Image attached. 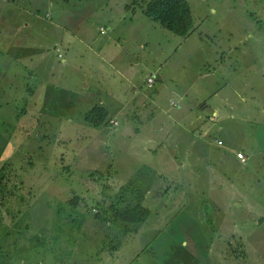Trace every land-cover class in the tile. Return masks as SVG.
I'll return each instance as SVG.
<instances>
[{
	"label": "rangeland",
	"instance_id": "obj_1",
	"mask_svg": "<svg viewBox=\"0 0 264 264\" xmlns=\"http://www.w3.org/2000/svg\"><path fill=\"white\" fill-rule=\"evenodd\" d=\"M150 1L0 0V264H264V0Z\"/></svg>",
	"mask_w": 264,
	"mask_h": 264
},
{
	"label": "trees",
	"instance_id": "obj_2",
	"mask_svg": "<svg viewBox=\"0 0 264 264\" xmlns=\"http://www.w3.org/2000/svg\"><path fill=\"white\" fill-rule=\"evenodd\" d=\"M143 12L176 36L188 37L194 31V18L188 0H151ZM109 115L107 109L95 106L86 114L85 119L94 127H99L108 122ZM141 200L138 197L134 205L116 211L113 219L125 225L145 224L152 211L143 206Z\"/></svg>",
	"mask_w": 264,
	"mask_h": 264
},
{
	"label": "built area",
	"instance_id": "obj_3",
	"mask_svg": "<svg viewBox=\"0 0 264 264\" xmlns=\"http://www.w3.org/2000/svg\"><path fill=\"white\" fill-rule=\"evenodd\" d=\"M149 84H150V87L152 88L153 85H154V81L153 79H149ZM114 125H117V122H112ZM237 158L239 160H241L242 162H245L246 161V155L243 153V152H238L237 153Z\"/></svg>",
	"mask_w": 264,
	"mask_h": 264
},
{
	"label": "crops",
	"instance_id": "obj_4",
	"mask_svg": "<svg viewBox=\"0 0 264 264\" xmlns=\"http://www.w3.org/2000/svg\"><path fill=\"white\" fill-rule=\"evenodd\" d=\"M219 112H216L215 111V115H217ZM244 153V152H243ZM245 155H246V161L245 162H242L241 160H239V159H237V160H239L241 163H247V159H248V155L246 154V153H244ZM225 158V157H224ZM143 201H145V199L143 200Z\"/></svg>",
	"mask_w": 264,
	"mask_h": 264
}]
</instances>
